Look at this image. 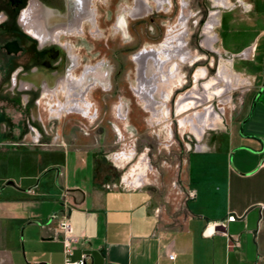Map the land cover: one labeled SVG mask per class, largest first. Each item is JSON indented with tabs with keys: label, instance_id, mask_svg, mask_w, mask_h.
<instances>
[{
	"label": "crops",
	"instance_id": "1",
	"mask_svg": "<svg viewBox=\"0 0 264 264\" xmlns=\"http://www.w3.org/2000/svg\"><path fill=\"white\" fill-rule=\"evenodd\" d=\"M257 12L264 17V6ZM261 20L257 25L232 13L223 16L229 41L221 38L222 46L232 52L250 47L253 87L210 144L188 152L180 223L164 224L165 206L148 186H104L91 152L65 140L20 145L30 149L26 156L34 167L0 175V264H62L59 214L52 216L61 212L79 236L71 259L85 253L86 264H264ZM12 146L0 145V155L13 153ZM15 162L25 164L23 157ZM209 223L219 224L212 234L204 231Z\"/></svg>",
	"mask_w": 264,
	"mask_h": 264
},
{
	"label": "rangeland",
	"instance_id": "2",
	"mask_svg": "<svg viewBox=\"0 0 264 264\" xmlns=\"http://www.w3.org/2000/svg\"><path fill=\"white\" fill-rule=\"evenodd\" d=\"M134 1L89 0L88 5L95 13L94 25L86 21L82 32L62 37L71 45L70 54L82 62L74 76L82 75L86 65L95 67L102 77L95 83L93 75L86 74L83 78L84 83H94L85 93L91 104L89 114L74 111L73 103H68L70 99L59 90L47 95L38 91L34 110L19 103L10 104L9 97L22 102L23 91L19 89L12 95L13 80L1 77L0 137L7 139L0 140V145H13L15 150L6 157L0 155V175L31 172L34 164L26 156L30 149L20 145L43 146L54 140H65L68 146L92 153L104 177V186L143 184L154 189L165 206L164 224L177 225L184 213L183 176L188 152L208 146L211 135L239 108L253 87L254 57L250 47L232 52L222 46L221 38L229 41L227 27L222 25L223 16L232 13L234 18L259 25L264 17L256 14L264 6V0H225V5L219 4L220 0H142L144 12L132 16ZM212 11H218V23L212 31L214 48L206 44L205 33ZM178 38L182 39L181 48L188 58L179 61L168 95L151 96L157 105L150 109L134 93L138 64L133 57L144 49H160L166 41L174 44ZM153 62L150 56L143 61L145 86L152 82ZM176 62L175 59L169 64ZM200 70L204 71L203 75L196 79ZM219 71L227 79L219 77ZM211 79H217L218 83L207 90ZM23 83L20 80L18 87ZM217 87L222 93H212L211 98L202 99L197 112L213 107L220 117L207 122L199 133L189 125L181 127L180 120L196 110L175 112L178 99L187 94L205 96ZM19 157L25 162L21 167L15 162ZM143 158L150 167L138 183L136 168ZM6 183L14 184L11 178Z\"/></svg>",
	"mask_w": 264,
	"mask_h": 264
},
{
	"label": "flooded vegetation",
	"instance_id": "3",
	"mask_svg": "<svg viewBox=\"0 0 264 264\" xmlns=\"http://www.w3.org/2000/svg\"><path fill=\"white\" fill-rule=\"evenodd\" d=\"M75 7V0H0V79L13 80L10 86L12 95L19 89L24 95L22 102L7 98L10 104L19 103L34 110L39 99L38 91L44 85L57 84L58 88L64 79L80 77L74 73L82 62L70 54L69 41L62 40L68 34L65 29L77 17ZM25 11L34 15L33 18L26 16L34 22L31 27L37 26L35 21L41 20L37 26L40 34L27 29L22 16ZM86 21L89 22L86 19L81 21L77 33L83 31ZM20 80L24 83L19 88Z\"/></svg>",
	"mask_w": 264,
	"mask_h": 264
},
{
	"label": "bare ground",
	"instance_id": "4",
	"mask_svg": "<svg viewBox=\"0 0 264 264\" xmlns=\"http://www.w3.org/2000/svg\"><path fill=\"white\" fill-rule=\"evenodd\" d=\"M75 1H76L75 12L77 14V17L75 21L72 23V25L65 29L66 33L77 32V30H79L81 21L84 19L88 20L93 25L95 23V13H94V10L92 9V6L88 5L89 0H75ZM225 3H226L225 0L219 1V4L225 5ZM133 5H134V10L130 11V14L132 16H137L144 12L145 9H144L142 0H135ZM217 12L218 11L211 12V21H209L206 24V28H205V33L208 37L206 44L209 47H213V48H214L213 45L215 42V37L212 36V31H213L214 25L218 23ZM27 15L31 16L30 12L26 13L25 11L22 13L24 20L27 23L26 25L27 29L32 33L34 32L35 34H40L39 33L40 31L38 30L37 26L38 24L42 23L41 20L38 19V21H35L37 26L35 25L34 27H31L30 24L34 22H32V20L30 21L31 18L27 19L26 17ZM33 16L31 17L33 18ZM175 40L176 42H174V44H172L173 42L171 43V41H166L160 49H157V48L147 49V50L144 49L133 57V59L138 64L137 65L138 72L136 75L137 83H136V86L134 87V91H135L134 93L137 96V98L140 101H142L150 109H154L157 105L156 102L151 101V96L152 95L156 96L158 95V93L159 94L161 93L160 95L163 98V97H166V95H168L169 90H170L169 86L172 83L171 81L173 79H176L178 67L180 65L179 61L180 60L183 61L188 58L187 52H185L184 49L181 48L183 44L182 39L178 38ZM148 56L154 59V62L152 63L153 64V71H152V76H151L152 82L150 81L149 83H147V86H145L143 82V74H144L143 69L145 68V66H143V61ZM175 59L177 62L174 63L173 65L172 64L170 65L169 63H171ZM203 72H204L203 70H200L199 73L197 74L196 79L201 78L203 75ZM82 73L83 74L80 75L79 78L70 77V78L64 79L63 81L60 82V86L58 88H57V84H55L54 86L44 85L42 88L43 90L42 94L44 95L54 94L56 90L62 91L64 95L66 96V98L70 99V100H67V102L73 103L74 111H79V112H82L83 114H89L91 104L88 103L85 97V93L87 92L88 88L92 84L98 81V79L99 80L102 79V77H100L97 69L93 66L85 67ZM86 74L87 75L90 74V76L93 75L94 83L90 84L88 82L86 83L83 82V78ZM218 75L221 78L227 79L225 78V75L223 72L219 71ZM217 83H218L217 79H211L208 82L207 86L205 85L206 86L205 89L209 90L213 85H216ZM24 85H28V84H24ZM162 85H165V88H163ZM222 91H223L222 89H219V87H217L212 92H207L205 96L187 94L179 98L178 102L176 103L175 112L183 114L191 110H194V111L196 110L195 112H192L187 117H185L183 120H180L179 125L181 127H187L189 125L195 132H198V133L202 132L207 122L212 121L216 117L219 118L220 113L217 110L213 109V107L206 109L205 112H201V113L197 112V109L201 105L202 99H204L205 97L211 98V96L213 95L212 93L219 94V93H222ZM192 98H194L195 100H192V101L188 100ZM185 107H188V108H185ZM149 167L150 165L145 158H143L139 162V165L136 168L138 170L136 182L141 183L143 181V178L145 177V174L148 171Z\"/></svg>",
	"mask_w": 264,
	"mask_h": 264
},
{
	"label": "built area",
	"instance_id": "5",
	"mask_svg": "<svg viewBox=\"0 0 264 264\" xmlns=\"http://www.w3.org/2000/svg\"><path fill=\"white\" fill-rule=\"evenodd\" d=\"M59 214V215H58ZM58 215V227L61 232V241L63 244L64 260L62 264H86L87 255L81 253L78 259H71L73 244L79 239V236L73 231V226L68 216L65 213H53L52 216ZM233 216H230L232 218ZM218 223L208 224L205 228V232L212 234L216 231ZM172 259L173 255H169Z\"/></svg>",
	"mask_w": 264,
	"mask_h": 264
}]
</instances>
